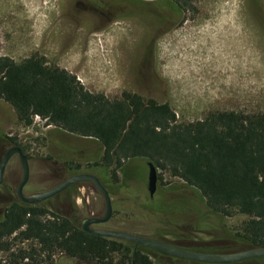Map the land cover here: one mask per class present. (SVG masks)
Wrapping results in <instances>:
<instances>
[{"label":"rangeland","instance_id":"rangeland-1","mask_svg":"<svg viewBox=\"0 0 264 264\" xmlns=\"http://www.w3.org/2000/svg\"><path fill=\"white\" fill-rule=\"evenodd\" d=\"M24 1L0 0V57L22 63L37 55L49 67L71 73L90 92L109 99L127 92L169 104L182 124L217 112L264 114L260 0H193L181 12L166 0H28L27 5ZM6 138H16L29 159L31 175L24 190L28 195L56 187L72 169H98L90 172L102 183L104 179L113 202L109 229L158 236L196 251L245 249L235 234L248 218L237 210L222 222L213 216L175 222L166 216L154 219L145 209L149 196L145 160L125 162V173L114 172L113 167L105 174L96 165L104 154L96 139L69 134L45 119L24 126L12 107L0 101V163L11 148ZM21 178V164L14 157L0 186V222L19 202L16 188ZM178 184L184 182L158 171V190ZM79 187L78 195L68 200L56 198L41 205L74 217L79 224L86 217H102V195L92 186ZM187 201L161 198L156 207L172 210ZM25 230L0 238V264H84L61 251L46 250L34 238L25 239L21 235ZM149 255L155 264H193L157 251ZM237 264H264V259Z\"/></svg>","mask_w":264,"mask_h":264},{"label":"trees","instance_id":"trees-1","mask_svg":"<svg viewBox=\"0 0 264 264\" xmlns=\"http://www.w3.org/2000/svg\"><path fill=\"white\" fill-rule=\"evenodd\" d=\"M166 1L180 12L193 2ZM0 101L24 126L40 116L69 134L96 139L104 152L96 165L105 174L113 167L125 173V162L142 159L183 181L146 198L144 207L157 221L213 216L222 222L237 210L248 220L235 237L245 249L264 247V114L217 112L182 124L169 104L127 92L119 99L90 92L71 73L49 67L37 55L22 63L0 57ZM6 140L20 146L16 138ZM173 197L186 198V206L156 207L161 198ZM23 227L25 239L84 264H155L147 248L86 233L75 218L39 204H12L0 222V238Z\"/></svg>","mask_w":264,"mask_h":264},{"label":"water","instance_id":"water-1","mask_svg":"<svg viewBox=\"0 0 264 264\" xmlns=\"http://www.w3.org/2000/svg\"><path fill=\"white\" fill-rule=\"evenodd\" d=\"M14 156L18 157L22 168V178L16 188V194L22 203L37 205L58 195L66 190L70 185L75 183H91L93 185V187L103 196L105 202V214L102 217L85 218L81 222V228L86 233L104 238L131 242L135 244L136 247L143 246L151 248L164 254L193 262L209 264H235L245 260L264 259V247H254L233 253H205L185 249L157 238L136 235L125 231L95 229L93 225L107 223L111 220L114 212L111 195L99 178L91 174H80L68 178L55 188L48 191L28 195L24 190L30 180V163L28 157L19 146L11 147L2 158L0 164V186L4 182L6 169ZM148 167V191L153 197L158 187V170L151 162H148Z\"/></svg>","mask_w":264,"mask_h":264},{"label":"flooded vegetation","instance_id":"flooded-vegetation-1","mask_svg":"<svg viewBox=\"0 0 264 264\" xmlns=\"http://www.w3.org/2000/svg\"><path fill=\"white\" fill-rule=\"evenodd\" d=\"M63 141V140H62ZM63 143H66L65 141H63ZM67 144V143H66ZM68 146V145H67ZM10 149V148H9ZM8 149V150H9ZM7 150V151H8ZM5 155V154H4ZM14 157H16L17 159H18V157L17 156H14ZM13 157V158H14ZM19 160V159H18ZM2 161V160H1ZM1 164V163H0ZM9 167H10V163H9V165H8V167H7V169H6V173H5V177H4V182L6 181V177H7V172H8V170H9ZM98 169H93V170H89V171H82V172H78L77 170H71V171H69V176L65 179V180H67L68 178H70V177H73V176H76V175H80V174H91V172L90 171H97ZM91 175H93V174H91ZM102 177V176H101ZM64 180V181H65ZM102 180H103V185L107 188V185H106V183H105V181H104V179L102 178ZM63 181V182H64ZM4 182H3V184H4ZM2 184V185H3ZM61 184V183H60ZM81 185H83V186H85V185H89V186H92L93 187V185L91 184V183H75V184H73V185H70L66 190H64L63 192H61V193H59L58 195H56V196H54V197H52V198H50V199H47V200H45V202H52L54 199H56V198H62V197H65V199H67L68 200V198H70V197H74V196H76V195H78V192H77V190L78 189H80V187L79 186H81ZM58 186V185H57ZM55 188V187H54ZM108 190V189H107ZM109 191V190H108ZM149 192V191H148ZM157 192H158V187H157V191H156V193L154 194V196L157 194ZM110 193V192H109ZM17 195V194H16ZM153 196V197H154ZM18 197V196H17ZM103 197V196H102ZM149 197L150 198H153L151 195H150V193H149ZM19 202H21L20 200H19ZM22 203V202H21ZM59 203H61V207L63 206V207H65V203L64 202H59ZM23 204H25V203H23ZM42 204V202L41 203H39V205H41ZM63 204V205H62ZM26 205H28V204H26ZM38 205V204H37ZM32 206H35V205H32ZM44 207V206H43ZM51 210V209H50ZM6 213V212H5ZM4 217H5V215H4ZM72 218H74V217H72ZM86 218H91V217H86ZM85 219V218H84ZM83 219V220H84ZM82 220V221H83ZM81 221V222H82ZM109 222L110 221H108L107 223H102V224H95V225H93V227L95 228V229H102V230H113V229H109L108 228V224H109ZM80 225H81V223H80ZM151 238H153V237H151ZM160 240H164V239H161L160 237H158ZM157 238V239H158ZM164 241H167V242H170V241H168V240H164ZM170 243H172V244H174V245H177V246H179V247H182V248H185V249H189V250H192L190 247H188V246H185V245H181L179 242H170ZM145 248H147V247H145ZM149 251H156V250H154V249H151V248H147ZM193 251H196V250H193ZM159 254H161L162 256H166V257H169V258H174V259H176V260H178V261H182V262H188V263H193V264H209V263H202V262H193V261H188V260H183V259H179V258H176V257H173V256H170V255H167V254H164V253H162V252H159V251H157ZM198 252H204V251H198ZM205 253H215V252H210V251H206ZM233 253V252H232ZM245 261H247V260H245ZM242 262H244V261H242ZM239 263H241V262H239ZM235 264H237V263H235Z\"/></svg>","mask_w":264,"mask_h":264},{"label":"built area","instance_id":"built-area-1","mask_svg":"<svg viewBox=\"0 0 264 264\" xmlns=\"http://www.w3.org/2000/svg\"><path fill=\"white\" fill-rule=\"evenodd\" d=\"M42 118L40 117V116H35V118H34V120H36V122L37 121H40Z\"/></svg>","mask_w":264,"mask_h":264},{"label":"bare ground","instance_id":"bare-ground-1","mask_svg":"<svg viewBox=\"0 0 264 264\" xmlns=\"http://www.w3.org/2000/svg\"><path fill=\"white\" fill-rule=\"evenodd\" d=\"M24 3L27 5L28 4V0H25ZM14 1H13V5H14ZM209 60V59H208Z\"/></svg>","mask_w":264,"mask_h":264}]
</instances>
